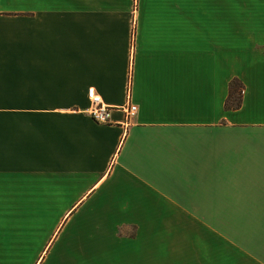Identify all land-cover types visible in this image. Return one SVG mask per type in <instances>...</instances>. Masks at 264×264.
Wrapping results in <instances>:
<instances>
[{
	"label": "crops",
	"instance_id": "1",
	"mask_svg": "<svg viewBox=\"0 0 264 264\" xmlns=\"http://www.w3.org/2000/svg\"><path fill=\"white\" fill-rule=\"evenodd\" d=\"M0 264H264V0H0Z\"/></svg>",
	"mask_w": 264,
	"mask_h": 264
},
{
	"label": "rangeland",
	"instance_id": "2",
	"mask_svg": "<svg viewBox=\"0 0 264 264\" xmlns=\"http://www.w3.org/2000/svg\"><path fill=\"white\" fill-rule=\"evenodd\" d=\"M214 225V228L205 225L201 229L199 225L189 223L187 227L188 234L171 236L172 247H178L184 242H201L204 244L227 242L229 232H232L233 228L258 226L259 220H219V225L217 226L216 223ZM178 253V250L173 249L172 257H178Z\"/></svg>",
	"mask_w": 264,
	"mask_h": 264
},
{
	"label": "built area",
	"instance_id": "3",
	"mask_svg": "<svg viewBox=\"0 0 264 264\" xmlns=\"http://www.w3.org/2000/svg\"><path fill=\"white\" fill-rule=\"evenodd\" d=\"M125 114V123L129 125L137 114V106L133 105L130 100V95L127 97V102L122 108ZM112 109L107 107L99 96L92 98V107L89 116L98 124L106 125L111 123Z\"/></svg>",
	"mask_w": 264,
	"mask_h": 264
},
{
	"label": "trees",
	"instance_id": "4",
	"mask_svg": "<svg viewBox=\"0 0 264 264\" xmlns=\"http://www.w3.org/2000/svg\"><path fill=\"white\" fill-rule=\"evenodd\" d=\"M244 86L238 80L235 79L229 86V96L225 105L227 110H238L242 106Z\"/></svg>",
	"mask_w": 264,
	"mask_h": 264
}]
</instances>
